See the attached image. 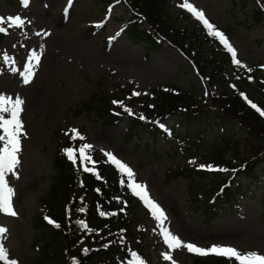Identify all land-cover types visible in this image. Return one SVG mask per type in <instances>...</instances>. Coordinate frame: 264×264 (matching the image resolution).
Masks as SVG:
<instances>
[{
  "label": "rangeland",
  "instance_id": "rangeland-1",
  "mask_svg": "<svg viewBox=\"0 0 264 264\" xmlns=\"http://www.w3.org/2000/svg\"><path fill=\"white\" fill-rule=\"evenodd\" d=\"M8 1L0 0V16H20L25 26L16 29L7 22L0 25L7 29L0 39V53L14 57L21 71L32 50L42 53L40 66L28 85L0 56V94L13 98L19 95L24 99L21 119L27 133V137L22 138L21 165L17 169L20 178L8 177L16 192L14 207L18 216L0 214V226L9 230L4 243L10 259L17 260L18 264H38L40 254L36 246L39 244H34L35 239L39 240L36 217L42 213L41 199L54 175L52 160L56 149L65 141L74 145L71 129L78 130L85 137L83 141L93 145L91 154L112 153L133 169L137 182L147 186L150 197L166 212V225L183 241L203 248L225 245L242 253L264 254V165L254 176L241 177L246 194L238 204L229 206L215 220L207 222L199 196L216 176H209L197 188V174L191 172L196 162L190 163L191 154L187 149H178L169 139L152 142L147 134L142 142L137 138L125 142L127 119L110 124L86 107L87 104L106 107L116 96L120 98L134 92L147 95L161 86L187 91H191L193 84L196 88L201 86L177 47L163 42L158 50L147 53L127 32L121 31L122 22L130 17V10L125 6L106 12L93 0H73L65 14L67 0H30L27 6L22 4L21 7L16 5L20 0ZM261 1L248 0L247 9L242 10L235 8L231 0H189L237 50V58L243 66L231 68V77H235V69L264 65V44L259 43L264 38V22L253 28L244 23L252 11H260ZM182 3L183 0H169L166 18L189 33L200 25L205 30L202 34L213 38L201 22L180 7ZM204 50L206 58L212 51L221 54L219 47L216 50L208 43ZM138 107L134 104L131 111L136 112ZM175 119L178 120L176 115L167 123L172 126ZM220 135L217 128L208 131L200 152L205 154L211 149ZM241 135L242 131L238 130L237 136ZM138 214L141 232L137 250L143 253L146 264H172L162 258L161 254L168 249L159 234L158 223L143 211ZM123 245L126 253L132 248L131 242ZM172 255L175 264H194L195 255L184 249Z\"/></svg>",
  "mask_w": 264,
  "mask_h": 264
},
{
  "label": "trees",
  "instance_id": "trees-1",
  "mask_svg": "<svg viewBox=\"0 0 264 264\" xmlns=\"http://www.w3.org/2000/svg\"><path fill=\"white\" fill-rule=\"evenodd\" d=\"M93 1L100 7L110 6L117 1L126 3L131 16L124 25L132 41L151 54L159 49V40L156 38L159 35L180 48L189 60L190 69L198 72L202 88H196L193 84L190 86L191 91L172 93L159 90L154 91L152 98H132L141 108L136 115L129 117L124 141L132 142L137 138L138 142H142L146 134L152 142L161 137H172L181 149H187L190 157H196L201 164L207 165V161H211L213 167L227 169L216 173L212 171V174H208L207 170L202 174L191 171L197 174V188L209 176H216L202 194L209 201L204 204L207 222L217 218L220 212L246 194L240 182L241 177L254 176L258 168L264 165V116L248 102L250 100L264 110V75L260 74V79L253 78L252 81L236 74L230 77L233 71L227 69L228 55L223 54L222 57L212 51L210 57L206 58V44L216 49L215 41H211L197 28L195 32L189 33L166 18L168 0ZM231 2L235 8L246 10L248 7V0ZM263 22L264 14L257 10L244 20L245 25L252 28ZM259 43L264 44V38ZM243 75L247 76L245 73ZM201 90L202 93H199ZM106 105L87 104L86 107L89 111H96V115L107 123L118 122V115L109 113L112 109L110 102ZM141 115L144 119L140 118ZM173 115L178 119L174 126L164 127L163 121ZM215 128L221 135L211 144V149L205 154L201 153L200 147L206 142V133ZM238 130L242 131L241 136H237ZM135 145L139 147L138 143ZM62 146L67 145L61 144L56 149L52 160L54 175L49 190L41 199L44 215L36 217L39 240L35 239L34 244H39L36 246L40 254L38 264H74V261L76 264H123L130 258L129 249L140 255L134 240L141 232L137 219L138 212L143 209L141 202L127 188L126 177L114 165L106 162L107 158L101 154L93 157L98 162L96 171L100 178L78 170L67 159ZM121 179L125 180L124 184L120 183ZM227 182L230 184L226 185ZM80 208L84 211H79ZM101 211L107 215L101 216ZM143 212L146 216L150 214L147 209ZM45 217L51 218L60 227L49 224ZM80 220H84L89 229L94 231L82 229L78 224ZM127 242L133 245L129 247L128 253L123 249V244ZM85 248L90 249L86 254L83 252ZM193 261L194 264H228L225 259L214 257H197Z\"/></svg>",
  "mask_w": 264,
  "mask_h": 264
},
{
  "label": "snow or ice",
  "instance_id": "snow-or-ice-1",
  "mask_svg": "<svg viewBox=\"0 0 264 264\" xmlns=\"http://www.w3.org/2000/svg\"><path fill=\"white\" fill-rule=\"evenodd\" d=\"M30 0H23V4L27 6ZM73 0H67V5L65 7V14H68ZM180 7L185 8L189 13H191L194 18L201 22L204 28L207 31V34L211 37H215L221 45L231 54L232 62L237 66H243L242 62L237 58V50L229 42V39L225 34L218 30L210 21L206 18L205 13L202 10H198L189 0H183V3ZM10 24L12 27L19 29L25 26V20L20 16H9L7 18L0 16V25L5 23ZM102 25H97L96 27H101ZM7 29L0 27V33H6ZM40 35V33H37ZM45 35H49L45 33ZM110 39H114L110 38ZM2 56L3 62L7 65H11L10 70L14 73H19L22 78V82L25 85H28L32 82L36 75V69L40 66L42 53H39L36 50H32L29 53V59L24 67V70L21 71L16 67V60L14 57L10 56L8 53H0ZM250 71V70H249ZM134 96H139L141 93L134 92ZM244 99H248L244 97ZM251 104V107L254 108L261 116H264V110H261L255 103L248 101ZM114 104L123 106L122 101H113ZM24 99L16 95L15 98L0 94V214H3L8 217H17L18 213L14 207V197L16 195L15 189L9 183V176L19 179V173L17 169L21 165L20 153L22 152V138L27 137L25 131V125L21 119V115L24 111ZM125 112H128L130 115L133 114L131 109L124 107ZM141 119L144 117L141 115ZM70 132L73 134V140H85V137L81 135L78 130L71 129ZM67 134V133H66ZM93 148L92 144L82 143L78 148L76 147H67L63 149L67 159L72 162L74 166L78 167V170H83L86 173H92L99 177L98 171H96V165L98 164L91 155V149ZM104 156L107 157L106 162H110L118 172L127 179V188L130 192L138 197L144 204V206L149 210L150 215L158 223L160 230V236L162 237L163 243L167 246L168 251L162 253V258L166 262L173 261V255L177 250L184 249L188 253L193 254L197 257H214V258H223L228 261V264H264V254H260L255 251L241 252L232 246L225 245H211L208 248L200 247L191 242L183 241L179 235L173 233L170 228L166 225L168 221V216L164 209L155 202L148 192L147 186L137 182L135 179V173L127 164L118 159L114 154L109 152H104ZM79 160V165L77 161ZM190 163H195V161H190ZM92 166L89 167L88 165ZM201 169L207 171H227V169L215 168L211 165H200ZM121 184L125 183L124 179H121ZM118 199V198H117ZM123 210V209H122ZM79 211H84L83 208H80ZM101 216H106L107 213L101 211L99 213ZM113 215H116L113 213ZM49 224H54L55 227L59 228L60 225L55 223L51 218L45 217ZM80 227L86 231H94L89 229L88 224L84 220L78 221ZM8 229L4 226H0V262L3 264H18V261L15 259H10V254L5 246L4 240ZM123 240V237H120ZM90 249L85 248L83 252L86 254ZM130 258L123 262V264H146V261L134 250L129 249ZM74 264L76 262L74 261Z\"/></svg>",
  "mask_w": 264,
  "mask_h": 264
}]
</instances>
